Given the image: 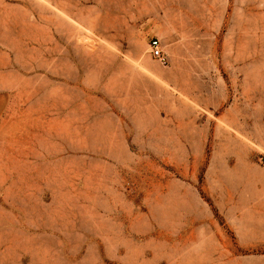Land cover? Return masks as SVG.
Masks as SVG:
<instances>
[{
  "label": "rangeland",
  "instance_id": "374dc122",
  "mask_svg": "<svg viewBox=\"0 0 264 264\" xmlns=\"http://www.w3.org/2000/svg\"><path fill=\"white\" fill-rule=\"evenodd\" d=\"M0 264H264V0H0Z\"/></svg>",
  "mask_w": 264,
  "mask_h": 264
},
{
  "label": "built area",
  "instance_id": "2783aa9c",
  "mask_svg": "<svg viewBox=\"0 0 264 264\" xmlns=\"http://www.w3.org/2000/svg\"><path fill=\"white\" fill-rule=\"evenodd\" d=\"M150 54L156 58L160 63H166V56L164 55L161 47L160 40L157 37H153L149 42Z\"/></svg>",
  "mask_w": 264,
  "mask_h": 264
}]
</instances>
